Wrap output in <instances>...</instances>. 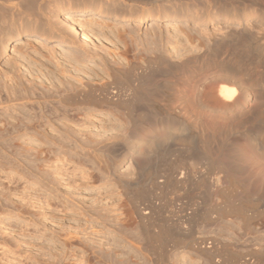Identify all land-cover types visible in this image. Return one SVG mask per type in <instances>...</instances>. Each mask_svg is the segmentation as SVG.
Wrapping results in <instances>:
<instances>
[{"label": "rangeland", "instance_id": "374dc122", "mask_svg": "<svg viewBox=\"0 0 264 264\" xmlns=\"http://www.w3.org/2000/svg\"><path fill=\"white\" fill-rule=\"evenodd\" d=\"M115 1L52 0V7L60 11L53 13L49 20L59 29L63 28L61 34L46 28L44 31H32L36 37L17 36L16 30L25 27L20 24L22 20L16 21L14 26L4 23L0 28V49L3 53L0 56V79L6 73L13 77L21 74L27 79L30 78V71L35 74L39 71L36 76L52 72L54 78L62 74L64 78H60L75 81V75L84 79L90 75L92 80L102 81L105 71L102 70L101 59L113 64V53L122 47L118 34L123 24L115 21L114 16L123 13H118L120 6ZM192 3L195 6L189 5ZM172 4L187 8L189 17L193 11L198 15L200 12L210 13L211 22L202 25L207 31L231 26L224 17L235 12L222 4L206 7L208 4L204 0H161L149 11L161 7V14L169 15L159 22L162 29L176 24L169 23L173 20L182 22L185 18L170 12ZM68 6L71 8L68 10L73 11L86 8V14L67 13L65 8ZM246 12L258 15L250 21L255 27L264 20L261 10L247 9ZM45 20H40V27L45 28ZM149 24L141 25L137 33L142 35ZM182 24L186 25V22ZM73 25H79L77 33L73 31ZM82 32L86 39L81 38ZM37 36L47 39L44 41ZM256 42L257 45H264V38ZM76 57L79 59H76L77 62L73 60ZM72 68H77L79 72H74ZM73 75L75 79L69 78ZM8 78L4 76L2 79L8 84ZM135 80L139 85L144 83L143 79H135L128 74L126 80L117 85L128 89ZM35 82L40 81L35 79ZM37 87L45 92L41 86ZM1 93L2 100L6 99V91ZM29 98L15 104H24L20 109L26 110L30 109L27 108L30 105L46 103L45 106L51 104L47 106L50 108L58 102L53 97L38 99L39 103ZM93 100L89 97L80 105L69 101V106L82 109H72L73 112L68 113L72 121L69 126L72 127V135L69 136L72 139L48 144L53 150L50 154L42 153L37 157L39 159L30 153L22 157L7 156V150L0 148L3 151H0V156L2 153L1 157L6 155L10 158L4 156L5 159H0V264H264V208L249 203L230 210L218 197L207 196L214 180V190L224 184L223 171H218L219 165L225 164L222 154L214 159H197L191 152V155L187 154L188 145L182 143L163 160L165 167L169 164V168L161 165L159 170L164 169L168 173L157 174L147 166L149 152L146 151H151L153 145L143 134V143L136 154L114 159L105 169L95 150L100 147L98 143L103 136L116 134V129H109L110 124L105 136L103 130L106 124L122 119L109 113L104 103ZM5 101L1 105L4 111L9 106L11 109L12 105ZM131 103L130 100L119 108L131 109ZM9 120L15 124V120ZM166 126L161 124L155 129L159 131L162 128V131ZM9 127L7 131L16 129L8 134L13 135L12 138L15 136L12 133L20 128ZM46 129L50 130L48 126ZM20 131L18 133L21 134ZM59 134L60 130L56 135ZM7 138L10 140V137ZM7 140L1 138L0 143H6L3 146L7 147ZM23 140L27 141V138ZM40 145L38 148L45 150V144ZM239 146L244 148L245 144L239 143ZM17 158L21 159V164ZM182 159L183 176L175 173L165 177L170 175L169 169L173 164ZM1 160L3 164L8 162L3 165ZM254 160L259 169L264 168V157L258 155ZM139 166L143 170L137 171ZM235 178L240 180L241 176L236 175ZM233 188L237 189L238 185H233Z\"/></svg>", "mask_w": 264, "mask_h": 264}, {"label": "bare ground", "instance_id": "6f19581e", "mask_svg": "<svg viewBox=\"0 0 264 264\" xmlns=\"http://www.w3.org/2000/svg\"><path fill=\"white\" fill-rule=\"evenodd\" d=\"M51 1L0 0V28L4 23L14 26L16 21L22 20L20 24L25 27L18 29L15 27L17 36L24 34L25 37H36L33 32H39L40 29L44 31L46 28L61 34L63 28L59 29L49 20L53 13L60 11L52 7ZM158 1L161 0L115 1L120 6L119 10H116L118 13H123L114 16L115 21L123 24V29L118 34L122 47L113 53L115 56L113 64L101 59L102 70L105 71L102 81L96 82L93 79L95 80L93 82V77L90 78V75L89 78L87 76L88 79L80 75V77L75 75L76 79L74 75L69 77H73L75 81L72 78L62 79L64 78L62 74L60 75L62 78L60 76L54 78L52 72L42 77L36 76L39 71L35 74L29 70V79L22 78L21 74L19 77L3 74L5 78L9 77L10 83L7 84V81L2 79L4 76L1 75L3 77L0 79V93L5 90L7 96L2 100V93L0 95V114H2L0 139L5 141L10 137V140H7L9 141L7 147L3 146L6 143H0L3 146L0 148L7 150L5 152L7 156L22 157L25 153L26 155L30 153L37 158L42 153L50 154L53 150L49 145H53L56 141L64 142L72 139L69 137L72 135V127H69L72 121L68 115L72 109L78 110L77 108L80 107L69 106L68 103H71L69 101L73 100L80 105L91 97L93 101L104 103L109 113L117 114L116 118L122 119L113 120L112 123H107L106 127L103 126V131L106 133L111 124L109 129H116L114 130L116 134L111 133L106 136V133L104 139L100 136L101 143L97 142L100 147L95 153L102 159L105 169L114 159L119 160L124 155L136 154L145 134L153 145L151 151H146L149 152L147 166L155 173L163 174L164 169L163 171L159 169L161 165L165 167L164 158L175 147L186 143L187 154L192 153L197 159L202 157L214 159L220 154L224 156L225 164H220L218 167V171H223L224 184L221 183L214 190L216 182L214 180L207 190L208 197L211 198L213 195L218 197L225 208L230 210L249 203L264 208V168L259 169L254 160L258 155L264 157V45L256 44L257 39L264 38V20L255 27L250 21L258 15L254 12H246L247 9L264 12V0H204L208 4L205 5L206 7L216 3L235 11L230 16L224 17L231 26L211 31L202 27L205 23L211 22L210 13L200 12L199 16L198 12L193 11L189 17V10L176 4L170 5V12L185 16L184 20L182 22L173 20L169 23L176 24H169L173 26L168 28L167 25L162 29L159 22L169 15L161 14L163 9L161 7L149 11ZM45 2L48 4L44 5ZM127 3L131 5L128 6ZM189 5L195 6L194 3ZM68 9L71 8L69 6L65 8ZM100 11L98 13H101ZM130 11L132 13H129ZM67 13L83 15L86 14V8L68 10ZM42 18L47 22L45 28L39 25ZM89 21L96 20L89 19ZM183 22H186V25L182 24ZM147 23H150L149 28L145 27L142 35L137 33L140 30L138 28ZM78 26L73 25L72 28L76 33ZM82 30L81 28L80 31ZM80 35L83 39L87 38L84 32ZM37 38L44 41L47 39L43 36ZM1 54L3 53L0 49V56ZM76 59L77 57L73 58L74 61ZM73 71L79 72L77 68ZM128 74H132L135 79H143L144 83L139 85L135 80L128 89L118 87L117 84L125 81ZM35 79H39L40 82L36 83ZM37 86H41L45 92L39 91ZM46 97L57 99V104L53 103L55 106L52 105L50 108L47 106L51 104L45 106L46 103H42L44 106L30 105L27 106L30 109H23L26 113L20 109L24 104H15L26 98L37 100L39 103L38 99ZM130 100L131 109L119 108L122 104L127 105ZM4 101L12 103L11 109L10 106L5 108V111L2 109L1 105L5 104ZM11 113L14 114L10 115ZM9 119L15 120V124ZM161 124L167 125L165 130L155 129ZM8 126L22 129L18 130L21 134L15 131L17 134L12 133L15 136L11 138L13 135L9 136V132L11 134V131L16 129L9 127L11 131H7ZM47 126L50 128L49 131L48 128L46 129ZM58 130H60L59 136L56 135ZM25 137L27 141L23 140ZM14 140H16L15 144ZM41 143L45 144V150L38 148ZM239 143L245 144V147L240 148ZM6 155L3 157L8 159ZM1 156L0 159L3 158ZM181 161L184 159L179 160V163L176 162L178 163L176 165L173 164V167L170 165V175L165 177L173 176L175 173L182 177L184 167L180 163L184 162ZM19 163L18 165L21 164ZM136 170L141 171L143 168L139 166ZM236 175L241 176L240 180L235 178ZM235 184L238 188L232 189Z\"/></svg>", "mask_w": 264, "mask_h": 264}, {"label": "crops", "instance_id": "0c3cea01", "mask_svg": "<svg viewBox=\"0 0 264 264\" xmlns=\"http://www.w3.org/2000/svg\"><path fill=\"white\" fill-rule=\"evenodd\" d=\"M127 4H128V3H127ZM129 4L131 5V3H129ZM129 4H128V5H129Z\"/></svg>", "mask_w": 264, "mask_h": 264}]
</instances>
